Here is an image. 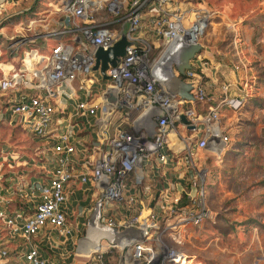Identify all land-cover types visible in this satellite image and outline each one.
<instances>
[{
    "label": "built area",
    "instance_id": "2783aa9c",
    "mask_svg": "<svg viewBox=\"0 0 264 264\" xmlns=\"http://www.w3.org/2000/svg\"><path fill=\"white\" fill-rule=\"evenodd\" d=\"M39 4L4 17L28 16L17 35L0 36V129L33 141L29 155L0 147V264H61L50 254L72 235L75 213L86 221L78 250L89 264L99 251V264L104 255L114 264H198L182 248L190 229L214 218L209 162L231 145L221 111L245 108L250 96L237 82L242 63L219 98L203 85L213 12L178 0ZM121 38L124 54L103 75L96 52ZM191 44L202 49L178 76V55ZM177 77L192 100L180 96ZM78 196L87 202L77 213L69 199ZM93 235L98 249L85 256Z\"/></svg>",
    "mask_w": 264,
    "mask_h": 264
},
{
    "label": "rangeland",
    "instance_id": "374dc122",
    "mask_svg": "<svg viewBox=\"0 0 264 264\" xmlns=\"http://www.w3.org/2000/svg\"><path fill=\"white\" fill-rule=\"evenodd\" d=\"M178 1L204 6L213 12L202 40L210 51L219 49L221 43L225 46L228 43H235V46H238L244 38L246 29L253 30L261 39L258 47L248 56L255 68L256 82L249 86L252 91L258 92L256 98L249 101L247 108L231 110L224 107L221 111V123L230 136L231 145L237 144L236 142L243 144L241 148L244 150L240 156H233L232 166L236 167L238 174L229 176L232 181H228V184H225L226 180L224 182L221 180L224 177L220 174L218 182L213 184V188L208 189V204L214 218L190 232L182 249L187 258L198 264H264V188L257 187L260 181L264 182V0ZM39 2L40 0H13L5 5L1 4L0 36L6 39L17 35L15 25L18 19L3 21L4 17L16 12L21 13L20 11L31 8L36 3L33 11H37L41 7ZM25 17L28 16H23L21 20ZM231 47L226 49L229 57L241 56L240 48L232 52ZM2 145H11L18 152L29 155L33 141L19 130L3 128L0 129V147ZM220 165L222 167L219 164L215 165L218 170L227 166L224 163ZM249 168L253 171H248ZM79 197L69 199L77 213L86 206L80 202H87L84 197ZM70 217L69 224L73 233L70 237L64 238L62 244L64 262L89 264L87 258L80 256L83 248L79 247L78 250V242L85 236L86 221L84 217L77 219L76 213ZM247 220H255L258 226L243 227ZM83 242L84 240L81 243ZM94 247L95 243L87 247L86 251ZM98 253L89 258L90 261L95 257L91 264H99L96 258ZM102 261L103 264H114L115 257L104 255Z\"/></svg>",
    "mask_w": 264,
    "mask_h": 264
},
{
    "label": "crops",
    "instance_id": "0c3cea01",
    "mask_svg": "<svg viewBox=\"0 0 264 264\" xmlns=\"http://www.w3.org/2000/svg\"><path fill=\"white\" fill-rule=\"evenodd\" d=\"M224 38V35H223ZM261 41L259 35H256L253 30H247L245 31L244 38L241 39V43L238 44V46H235V43H228L226 46L221 43L220 48L216 50H209L207 49L205 51V58L207 60L208 68L206 69V73L203 78V85L207 92L211 94L215 99L219 98L222 95V85L225 82L233 81L235 79L233 75V65L237 63H242V67L239 72H237V82L240 86L247 85V89H245L246 92L250 94L248 98V102L245 108H247L249 101L252 100V98H256L258 92L252 91L251 86H249L251 83L256 82V74L254 71L253 63L249 60L248 56L254 51V48L258 47L259 42ZM230 46V51H235V49L240 48V55H237V57L234 56H228L226 53V49H228ZM241 46V47H240ZM260 47V45H259ZM253 50V51H252ZM219 54V55H217ZM255 63V62H254ZM236 91L235 88H231L229 90L230 94H234ZM235 145H230L227 152L224 154L222 161L217 162L213 158L210 159L209 167H210V174L208 177V189L210 190L213 188V184L215 182H218L219 175L223 174V179H221L223 182L226 180L225 184H228V181H232L229 176H236L235 174H238L236 172V167H233L232 164L234 163L233 156H237L241 154V151L244 150L241 147L243 146L242 142H236ZM247 157L248 154H245ZM233 162V163H232ZM227 164L224 168H218L216 167L218 164L220 167L222 165L220 164ZM230 164V166H228ZM216 165V166H215ZM248 171H253V169L249 168ZM264 181V180H263ZM258 188L263 189L264 188V182L260 181L259 184H257ZM209 197V195H208ZM250 221L255 220H247L243 223V227H250L247 223ZM195 229H190L188 231V236L190 232H192ZM187 236V237H188ZM63 241V242H62ZM64 243V239H61L53 245V252L50 254L54 259L56 258L57 261H59L61 264H64V250H62V244Z\"/></svg>",
    "mask_w": 264,
    "mask_h": 264
},
{
    "label": "water",
    "instance_id": "95a60500",
    "mask_svg": "<svg viewBox=\"0 0 264 264\" xmlns=\"http://www.w3.org/2000/svg\"><path fill=\"white\" fill-rule=\"evenodd\" d=\"M127 44L125 38H121L118 42L114 44L111 48L107 50L98 49L96 52V61L94 69H99L100 72L104 75V71L107 68L108 64L114 65L117 58L124 54V47ZM202 45L200 44H191L186 49L181 51L178 55L176 62V71L177 75H182L185 69L191 67L190 60L193 59L194 55L197 52H200ZM175 86L182 98L192 100L193 97L189 93L191 86L185 83L180 77H177L175 80ZM92 217L99 219L98 214H92Z\"/></svg>",
    "mask_w": 264,
    "mask_h": 264
},
{
    "label": "bare ground",
    "instance_id": "6f19581e",
    "mask_svg": "<svg viewBox=\"0 0 264 264\" xmlns=\"http://www.w3.org/2000/svg\"><path fill=\"white\" fill-rule=\"evenodd\" d=\"M93 236L94 237L91 238L90 241L88 242V244L86 245V248H85V251H84V255L85 256L89 255L90 253H92V252H94V251H96L98 249V244H99L98 237H97V235L96 236L93 235ZM93 243H95L94 249L86 251L87 247H90V245H92Z\"/></svg>",
    "mask_w": 264,
    "mask_h": 264
},
{
    "label": "trees",
    "instance_id": "16d2710c",
    "mask_svg": "<svg viewBox=\"0 0 264 264\" xmlns=\"http://www.w3.org/2000/svg\"><path fill=\"white\" fill-rule=\"evenodd\" d=\"M37 5V3L35 4V6ZM35 6H32L31 8H30V10L31 11H33V9H35ZM21 16H23V14H17V15H14V16H11L10 17V19H12V20H19V18L21 17ZM248 225H250V227L251 228H256L257 226H258V222H256V221H250L249 223H247Z\"/></svg>",
    "mask_w": 264,
    "mask_h": 264
}]
</instances>
